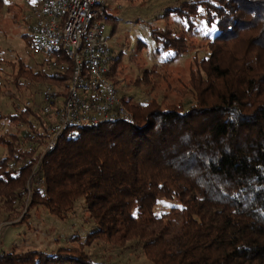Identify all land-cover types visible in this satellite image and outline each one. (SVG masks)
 <instances>
[{"label":"trees","instance_id":"obj_1","mask_svg":"<svg viewBox=\"0 0 264 264\" xmlns=\"http://www.w3.org/2000/svg\"><path fill=\"white\" fill-rule=\"evenodd\" d=\"M162 17L174 19L165 29L151 27L150 37L167 64L195 46L197 18L213 30L177 102L121 96L132 120L70 126L40 163L47 144L41 106L8 116L31 133L0 135V221L23 224L39 209L65 220L84 198L95 228L83 244L53 253L0 251V264H111L84 251L95 241L117 248L135 242L151 264H264V0H184ZM121 55L108 73L116 87ZM4 64L0 52V94ZM12 68L20 91L63 85L73 72L70 62L61 74L45 61ZM149 76L145 70L135 85L151 86ZM161 200L177 206L158 215Z\"/></svg>","mask_w":264,"mask_h":264},{"label":"rangeland","instance_id":"obj_2","mask_svg":"<svg viewBox=\"0 0 264 264\" xmlns=\"http://www.w3.org/2000/svg\"><path fill=\"white\" fill-rule=\"evenodd\" d=\"M184 0H110L107 13L110 18L109 32L112 22H117L116 35L113 44L114 56L122 54L121 72L117 90L119 96H125L140 104L157 98L162 104L180 100L177 90H182L189 80V74L195 68L194 59L204 55L206 39L211 37L213 30L203 20L198 18L199 36L193 39L194 47L173 64H167L156 51V45L150 37L151 27L165 29L172 23L174 17L162 19L168 8L177 6ZM31 0H4L0 9V52L5 61L1 84L3 92L0 94V135L16 134L21 139L30 135L25 124L17 126L8 116L17 114L16 108L23 109L27 100L41 105V93L44 87H30L18 90L15 83L13 66L22 61L28 66H36L43 61L39 55L30 50V38L25 35L28 28L23 22V16L29 10ZM139 41L146 42L147 47L139 50ZM36 68V67H35ZM149 70L152 80L151 86L144 84L137 86L136 81ZM25 84V83H24ZM6 150L0 144V158L5 156ZM42 188H45L43 186ZM30 196V195H29ZM30 199L28 198L27 204ZM177 206L175 202L161 200L155 212L166 214ZM84 198L76 202L74 211L67 219L61 220L45 209L29 212L27 222L20 224L21 218L9 223L0 221V251L4 253H25L28 251H44L53 253L61 247L78 246L85 241L86 234L95 228L94 220L87 212ZM180 215L174 216V232H179ZM80 238V240H76ZM75 240V241H74ZM80 241V242H79ZM84 251L96 262L111 264H151L143 250L135 242H129L125 247L117 248L104 242L95 241L84 247Z\"/></svg>","mask_w":264,"mask_h":264},{"label":"built area","instance_id":"obj_3","mask_svg":"<svg viewBox=\"0 0 264 264\" xmlns=\"http://www.w3.org/2000/svg\"><path fill=\"white\" fill-rule=\"evenodd\" d=\"M109 1L31 0L23 16L31 52L41 56L51 71L64 73L69 62L73 68L63 85L48 84L41 93L47 144L38 151L39 163L70 126L132 120L117 87L108 79L116 39L108 28ZM32 105L31 100L25 102L26 107ZM37 185L42 188L45 183Z\"/></svg>","mask_w":264,"mask_h":264}]
</instances>
